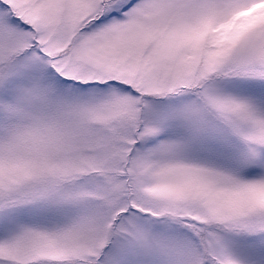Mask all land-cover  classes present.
Instances as JSON below:
<instances>
[{
    "label": "snow or ice",
    "instance_id": "1",
    "mask_svg": "<svg viewBox=\"0 0 264 264\" xmlns=\"http://www.w3.org/2000/svg\"><path fill=\"white\" fill-rule=\"evenodd\" d=\"M0 264H264V0H0Z\"/></svg>",
    "mask_w": 264,
    "mask_h": 264
}]
</instances>
